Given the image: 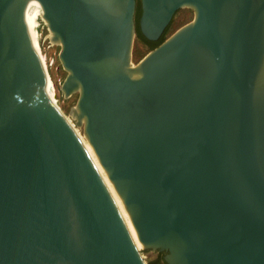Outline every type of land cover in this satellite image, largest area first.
I'll return each instance as SVG.
<instances>
[{"label":"water","instance_id":"1","mask_svg":"<svg viewBox=\"0 0 264 264\" xmlns=\"http://www.w3.org/2000/svg\"><path fill=\"white\" fill-rule=\"evenodd\" d=\"M139 1L0 0V264H264V0Z\"/></svg>","mask_w":264,"mask_h":264},{"label":"rangeland","instance_id":"2","mask_svg":"<svg viewBox=\"0 0 264 264\" xmlns=\"http://www.w3.org/2000/svg\"><path fill=\"white\" fill-rule=\"evenodd\" d=\"M193 19V12L190 9H180L172 22L170 33L175 32L177 29L190 22ZM149 52V48L147 43L140 38L135 36L133 49H132V64L135 65L143 56H145ZM83 134L82 130H77L76 135L79 137ZM80 140L85 144L84 138L80 137ZM85 148V145H84ZM143 259L146 264H164L162 259H158L159 252H152L148 250L141 249L140 250Z\"/></svg>","mask_w":264,"mask_h":264},{"label":"trees","instance_id":"3","mask_svg":"<svg viewBox=\"0 0 264 264\" xmlns=\"http://www.w3.org/2000/svg\"><path fill=\"white\" fill-rule=\"evenodd\" d=\"M178 12V11H177ZM176 12V13H177ZM141 14V9L139 7H136L135 10V17H134V21H135V31H136V37L140 38L141 40H143L145 43L150 44V48L149 51L153 50L154 48H156L157 46H159L167 37H169L172 33H170V29H171V25L172 22H170V24L165 28L164 32L162 33V35L159 37V39L156 42H150L148 40H146L143 35L141 34L140 30H139V25H138V21H139V17ZM40 44V42H39ZM41 47V46H40ZM56 101V100H55ZM165 255V252L163 253H158V259H163Z\"/></svg>","mask_w":264,"mask_h":264},{"label":"flooded vegetation","instance_id":"4","mask_svg":"<svg viewBox=\"0 0 264 264\" xmlns=\"http://www.w3.org/2000/svg\"><path fill=\"white\" fill-rule=\"evenodd\" d=\"M136 7H139L140 9H141V7H140V1L139 0H136ZM175 15H176V13L174 14V16H173V18L171 19V21L170 22H172V20L174 19V17H175ZM170 24V23H169ZM37 29H38V26H37ZM40 35V34H39ZM147 40V39H146ZM149 41V40H148ZM157 41V40H156ZM156 41H150V42H156ZM146 44V43H145ZM147 46H148V48H150V44H147ZM164 253V252H163ZM166 254V253H165Z\"/></svg>","mask_w":264,"mask_h":264},{"label":"bare ground","instance_id":"5","mask_svg":"<svg viewBox=\"0 0 264 264\" xmlns=\"http://www.w3.org/2000/svg\"><path fill=\"white\" fill-rule=\"evenodd\" d=\"M77 137L79 138V136L77 135ZM84 138V137H83ZM79 140H80V138H79ZM81 141V140H80ZM84 141H85V144L81 141V143L83 144V147H84V145H85V150H86V152H87V149H86V147H87V144H88V142H87V140L84 138ZM88 154V153H87Z\"/></svg>","mask_w":264,"mask_h":264}]
</instances>
